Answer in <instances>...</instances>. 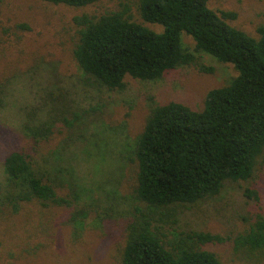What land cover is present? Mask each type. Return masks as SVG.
I'll return each mask as SVG.
<instances>
[{
	"label": "trees",
	"instance_id": "trees-1",
	"mask_svg": "<svg viewBox=\"0 0 264 264\" xmlns=\"http://www.w3.org/2000/svg\"><path fill=\"white\" fill-rule=\"evenodd\" d=\"M53 4L86 7L100 0H43ZM212 0H120V8L101 14L74 17L78 40L73 56L86 81L110 91L125 89L126 78L141 81L162 79L181 66L212 73L202 62L207 54L237 71L227 85L211 89L201 110L178 101L154 103L133 147L129 164L134 181L120 201L108 195L76 211L73 220L82 225L90 212L102 221L123 213L128 206L126 244L122 264H221L211 247L230 243L234 252L248 259L264 258V208L261 195L245 186L244 196L256 209L242 219L238 232L226 234L177 226L178 208L198 212L220 196L229 183L244 186L264 171V23L252 35L234 26V11L212 7ZM134 11V12H133ZM162 27L157 31L136 20ZM29 31L26 23L15 25ZM195 41L190 50L183 35ZM55 104L50 122L30 130L37 143L49 141L64 128L79 125L89 110H72L64 100ZM3 91L0 88V105ZM69 116V117H68ZM58 120V122H57ZM57 122V124H56ZM27 132V131H26ZM28 133V132H27ZM23 150L4 160L6 175L0 208L37 201L43 206H70L72 194L59 172L46 160ZM135 182V183H134ZM69 189V188H68ZM15 208V207H14Z\"/></svg>",
	"mask_w": 264,
	"mask_h": 264
},
{
	"label": "rangeland",
	"instance_id": "rangeland-1",
	"mask_svg": "<svg viewBox=\"0 0 264 264\" xmlns=\"http://www.w3.org/2000/svg\"><path fill=\"white\" fill-rule=\"evenodd\" d=\"M211 4L215 9L236 12L231 23L252 35L264 23V0H212ZM119 8L120 0H100L86 7L43 0H0V202L5 201V157L19 150L35 154L42 163L47 159L69 188L62 186L58 192H70L76 200L70 206L45 207L31 201L0 208V264H122L127 218L131 217L125 213L128 206H121L123 213L102 221L90 212L82 225L73 220L76 211L96 195L102 199L109 194L114 202L120 201L121 187L129 189L134 181L129 160L154 103L178 101L201 110L211 89L227 85L238 74L233 65L203 54L200 59L214 67L212 73L188 65L155 81L127 77L123 90L91 85L73 56L78 40L73 19L83 13ZM135 17L151 29L162 30L136 13ZM20 23L31 30H16ZM183 41L190 50L195 49L191 36L184 34ZM63 95L72 110H89V114L71 129L64 128L63 116L58 118L61 130L49 141L36 143L30 130L54 117L53 107H63L59 100ZM245 186L259 190L260 207L264 208V171H259L243 187L227 184L220 196L198 212L178 208L177 226L221 234L242 230V216L257 208L244 196ZM211 249L221 264H264V258L252 260L237 254L230 243Z\"/></svg>",
	"mask_w": 264,
	"mask_h": 264
}]
</instances>
